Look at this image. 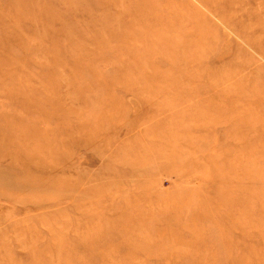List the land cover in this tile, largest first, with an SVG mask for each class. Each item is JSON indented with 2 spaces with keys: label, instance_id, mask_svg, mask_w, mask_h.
<instances>
[{
  "label": "rangeland",
  "instance_id": "obj_1",
  "mask_svg": "<svg viewBox=\"0 0 264 264\" xmlns=\"http://www.w3.org/2000/svg\"><path fill=\"white\" fill-rule=\"evenodd\" d=\"M0 264H264V0H0Z\"/></svg>",
  "mask_w": 264,
  "mask_h": 264
}]
</instances>
